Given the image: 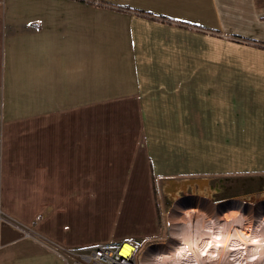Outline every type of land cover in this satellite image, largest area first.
I'll return each mask as SVG.
<instances>
[{"label": "crops", "instance_id": "obj_1", "mask_svg": "<svg viewBox=\"0 0 264 264\" xmlns=\"http://www.w3.org/2000/svg\"><path fill=\"white\" fill-rule=\"evenodd\" d=\"M108 2L0 0V214L40 240L0 223V264L159 239L153 182L207 177L184 146L229 117L264 151V0Z\"/></svg>", "mask_w": 264, "mask_h": 264}, {"label": "rangeland", "instance_id": "obj_2", "mask_svg": "<svg viewBox=\"0 0 264 264\" xmlns=\"http://www.w3.org/2000/svg\"><path fill=\"white\" fill-rule=\"evenodd\" d=\"M215 98L216 97L212 96L208 101V108H210L211 114L213 115V112L220 115L221 113H225L230 116L233 110L231 107H228V101L222 98L214 100ZM231 119L232 117L223 120V125L225 127H223V129L230 130L227 131V133H210L208 135V144L205 142L199 146L198 144H192L190 146L186 144V146H184L185 149H183V153H185L183 159L188 161L190 158L192 160V170L195 175L210 177L209 187H205L202 190L198 189L196 186L194 189L195 194L188 193V195H180L179 192H176L175 196L170 198L168 196L169 193L166 192L164 188L166 184L163 185L158 181L153 182L159 217L158 224L160 225L159 239L155 240L159 243L162 241V244L161 246L147 249L144 259L145 262L147 260L151 262L155 258V253L159 252L167 245L182 239L181 236L171 233L172 225L176 224V226H179V224L182 225L189 221L191 218L188 216L192 213H194L195 216L201 213L199 216L211 221L215 219L214 216L218 213L220 217L236 214L238 215V219L240 216L243 220H247L252 228L254 227L253 224H257L259 220H264V202H259L258 200L261 195L264 197V176H259L262 172H258L259 168H263L264 170V166L258 163L259 159L264 157V151L261 147L258 148L256 144H253V148L248 150L242 149L240 145L236 147L238 143H236V134H232L231 132L233 129L230 122L232 121ZM209 121L211 122V119ZM178 160L179 165L182 159ZM250 195L254 198L252 201H249ZM137 215L139 217L140 213H137ZM226 218L218 219V226H214L211 222L213 225L210 223L208 230H218L217 227H223V225L231 222L233 223L234 220L232 221ZM133 221L134 217H128L123 220V223H128L130 229L140 230L139 227L136 228L131 223ZM140 222L143 223L141 220ZM196 224L195 221L194 225ZM199 226L200 228L202 227V229L204 228V226ZM124 229L125 228L122 230ZM204 229H207V227ZM246 232L249 235L254 234L248 231ZM115 233L114 231V234ZM214 233L215 231L211 234ZM150 234L151 233L143 239H136V241L139 242L138 244L141 243L140 245L145 246L150 243L148 241H152V238L155 237ZM198 235L201 234L198 233ZM189 258L190 257L186 259V257H184L183 260L180 257L179 260L186 264V262H190ZM190 259L195 258L193 257Z\"/></svg>", "mask_w": 264, "mask_h": 264}, {"label": "bare ground", "instance_id": "obj_3", "mask_svg": "<svg viewBox=\"0 0 264 264\" xmlns=\"http://www.w3.org/2000/svg\"><path fill=\"white\" fill-rule=\"evenodd\" d=\"M218 214H215V219L211 221L192 213L187 215L191 218L189 221L179 226L173 224L171 233L181 236L182 239L155 253V258L151 262L147 260L142 264H185L180 262V257L183 260L184 257L195 258H189L190 262L186 264H264V220H259L252 228L247 220L240 216L238 219L236 214H230L226 216L227 218ZM224 218L234 221L217 227L218 230L211 234L214 231L208 230L209 224L212 222L214 226H218L217 220ZM198 224L207 229L200 228ZM246 231L256 235H249ZM127 248L129 247L125 243L124 249Z\"/></svg>", "mask_w": 264, "mask_h": 264}, {"label": "built area", "instance_id": "obj_4", "mask_svg": "<svg viewBox=\"0 0 264 264\" xmlns=\"http://www.w3.org/2000/svg\"><path fill=\"white\" fill-rule=\"evenodd\" d=\"M82 1L94 6H111L108 0ZM0 223L12 226L26 238L40 241L33 229L20 225L2 214H0ZM125 243H127L129 248L124 249ZM149 244L143 246L132 241H123L116 244L106 243L62 249L60 255L65 264H142Z\"/></svg>", "mask_w": 264, "mask_h": 264}, {"label": "water", "instance_id": "obj_5", "mask_svg": "<svg viewBox=\"0 0 264 264\" xmlns=\"http://www.w3.org/2000/svg\"><path fill=\"white\" fill-rule=\"evenodd\" d=\"M209 182L210 177H187L179 180L174 178H168L164 188L165 191L169 193L168 196L172 198L175 196L176 192H179L180 195H188V193L195 194L194 189L196 186L198 187V189L203 190V188L208 187ZM253 199V196L250 195L249 201H252ZM258 200L259 202H264V197H262L261 195ZM161 244L162 242L159 243L156 240L151 241L147 249L151 247L161 246Z\"/></svg>", "mask_w": 264, "mask_h": 264}]
</instances>
